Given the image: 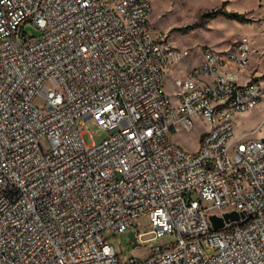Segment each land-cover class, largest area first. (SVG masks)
Returning <instances> with one entry per match:
<instances>
[{"label": "built area", "instance_id": "1", "mask_svg": "<svg viewBox=\"0 0 264 264\" xmlns=\"http://www.w3.org/2000/svg\"><path fill=\"white\" fill-rule=\"evenodd\" d=\"M154 1L0 0V264H264V138L234 126L263 93L256 50L200 47L173 105L163 75L191 51L153 29ZM197 122L195 151L172 140ZM105 232L163 242L122 260Z\"/></svg>", "mask_w": 264, "mask_h": 264}, {"label": "rangeland", "instance_id": "2", "mask_svg": "<svg viewBox=\"0 0 264 264\" xmlns=\"http://www.w3.org/2000/svg\"><path fill=\"white\" fill-rule=\"evenodd\" d=\"M222 8L228 11L242 13L248 19L241 22L235 19H228L221 15L213 18L199 19L200 15L212 9ZM149 22L154 29L166 33L178 46L188 48L191 53L184 60V64H193L198 59V49L203 46H210L216 51L228 48L229 44L238 37L246 36L251 48L256 50L251 66L255 67L259 77V83L263 93L259 102L246 113V118L240 126L250 136H262L264 138V52L259 48L264 44V0H155ZM195 25L190 30H184L185 26ZM28 36L37 35L38 29L32 24L25 27ZM184 65L176 68V72L182 70ZM165 72L162 80V90L171 103L176 105L178 99L174 97L175 86L173 83L174 73ZM35 104L42 103L40 97L35 98ZM80 130H88L83 134L84 141L90 143L101 141L106 132L95 131L96 127L87 121ZM206 126L200 122L189 131H179L172 136V140L190 151H195L200 141L201 133ZM253 138V137H252ZM46 149L48 140L46 137L40 139ZM134 228L140 231H149L150 223L145 216H139L133 220ZM151 234H145L143 239L150 238ZM104 237L114 246L120 259L129 257L145 258L150 253V248L163 240L150 241L143 245L132 246L128 240V232L112 235L105 232Z\"/></svg>", "mask_w": 264, "mask_h": 264}, {"label": "crops", "instance_id": "3", "mask_svg": "<svg viewBox=\"0 0 264 264\" xmlns=\"http://www.w3.org/2000/svg\"><path fill=\"white\" fill-rule=\"evenodd\" d=\"M153 27V26H152ZM154 29V28H153ZM156 32H158L159 30H156V29H154ZM159 32H161V31H159ZM177 45V44H176ZM184 62V60L182 61V62H180V63H182L183 65H184V67H183V69L182 70H180L179 72H176V68L180 65V63H178L176 66H175V68L174 69H172L170 72H176V73H174V75H175V77H174V79L175 78H182V77H184L186 74H187V72L193 67V66H195L197 63H198V59H197V61L195 62V63H193V64H184L183 63ZM174 97H175V93H174ZM247 112V111H246ZM246 112H244V113H239V114H237L236 116H235V118H234V126H235V135L236 136H239V137H241V138H261L262 139V136H250V134H249V132H246V131H244L243 129H241V125H242V122H243V120L246 118Z\"/></svg>", "mask_w": 264, "mask_h": 264}, {"label": "trees", "instance_id": "4", "mask_svg": "<svg viewBox=\"0 0 264 264\" xmlns=\"http://www.w3.org/2000/svg\"><path fill=\"white\" fill-rule=\"evenodd\" d=\"M218 15H221L225 18L228 19H235L241 22L247 21L248 19L246 18V16L242 13L236 12V11H228L226 9H222V8H216V9H212L208 12H205L203 14L200 15V20L204 19V18H213L216 17ZM195 25H188L184 27V30H190L194 27Z\"/></svg>", "mask_w": 264, "mask_h": 264}, {"label": "water", "instance_id": "5", "mask_svg": "<svg viewBox=\"0 0 264 264\" xmlns=\"http://www.w3.org/2000/svg\"><path fill=\"white\" fill-rule=\"evenodd\" d=\"M224 218L225 219H236L237 218V214L235 213V212H232V213H226V214H224ZM210 220H211V222H212V225H213V229L215 230V229H217V228H219V227H221L222 225H223V220H222V218H220V217H216V216H214V215H211L210 216ZM129 238H130V240L133 242L132 243V246L134 247L135 245H137L136 244V241H135V237H134V234H133V232H130L129 233Z\"/></svg>", "mask_w": 264, "mask_h": 264}]
</instances>
